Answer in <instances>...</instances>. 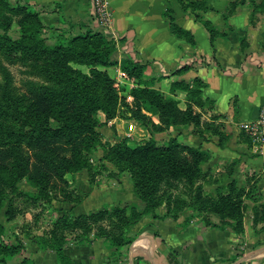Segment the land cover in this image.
<instances>
[{"label":"trees","instance_id":"16d2710c","mask_svg":"<svg viewBox=\"0 0 264 264\" xmlns=\"http://www.w3.org/2000/svg\"><path fill=\"white\" fill-rule=\"evenodd\" d=\"M176 1L204 25L211 42L226 35L204 19L203 13L212 9L206 0ZM242 4L238 0L230 2L228 13L233 14ZM252 5L250 20L256 26L255 15L261 3L253 0ZM42 12L31 10L22 0H16L15 5L0 0V54L11 64L23 62L29 75L21 81L25 87L21 91L11 71L0 62V210L4 209L7 221L15 222L38 210L34 223H24L21 234L41 250L55 253L58 264H74L66 246L92 244L97 239L107 243L112 256H121L122 249L134 241L133 227L143 218L178 219L186 207L202 216L205 227L230 226L237 234L244 233L246 199L253 190H259L258 178L247 176L243 185L233 178L223 185L234 174L238 159L227 162L224 172L215 173L205 168L211 159L209 150L183 143L178 136L163 144L155 138L158 132L183 127L191 128L189 133L202 139L216 136L220 147L227 146L230 134L224 123L217 121L221 116L204 118L206 109L215 107V101L204 98L206 83L202 78L171 83L172 93L186 92V107L182 108L175 96L153 86L146 77L145 63L130 56L119 61L115 42L103 32L91 28L76 32L75 25L50 26L42 21ZM164 14L175 36L196 44L194 34L175 21L171 8ZM13 30L16 37L11 34ZM213 58H195L174 73L219 65ZM76 65L90 70L85 72ZM111 66H120L122 77L138 84L130 90L127 100V96H120V82L106 69ZM121 107L125 117L135 119L151 133L149 139L136 146H131L126 138L115 143L103 141L100 128L115 131ZM99 112L104 113V121L97 117ZM153 116L158 117V122ZM241 135L251 145V138L244 132ZM99 148L102 155L96 163L92 159ZM84 169L88 170L90 184L99 173L118 176L129 172L142 206L127 202L78 215L64 212L42 230L38 222L55 202L78 205L89 196V192L73 184ZM24 181L30 185L29 190L21 187ZM206 185H217L214 193L207 192ZM166 186L189 187L191 197L186 200L172 194ZM259 197L252 207L253 223L264 232V193H259ZM162 207L166 209L163 214L159 211ZM193 215L185 219L183 228L191 224ZM36 230L40 232L36 234ZM7 232L0 223V263L15 255L28 261L23 238L15 234L14 240H8Z\"/></svg>","mask_w":264,"mask_h":264},{"label":"crops","instance_id":"0c3cea01","mask_svg":"<svg viewBox=\"0 0 264 264\" xmlns=\"http://www.w3.org/2000/svg\"><path fill=\"white\" fill-rule=\"evenodd\" d=\"M206 1L212 9L203 13L204 19L210 20L226 33L225 36L216 37L213 42L204 25L196 20L191 11H184L176 0H110L116 38L105 33L98 25L91 0H28V3L33 9L44 11L42 17L48 25L60 28L75 25L76 32L86 28L104 32L115 42V55L119 61L130 56L137 62L145 63L146 77L153 86L175 96L182 108L186 107V92L177 90L172 93L171 83L182 79L190 82L196 76L201 77L206 83L204 98L215 101V107L207 108L204 118L221 116L217 121L224 123L225 130L230 134L226 147L218 145L216 136L201 138V145L200 137L190 135V139H196L192 143H198L211 153L205 168L224 172L227 162L238 159L234 174L222 184L235 178L243 185L247 176L257 174L258 188L264 193V143L260 146L249 145L238 129L239 123L254 120L264 103V21L252 26L251 9L246 4L238 6L233 14H229L228 6L234 0ZM168 7L175 21L194 34L195 45L171 32L169 20L164 14ZM244 37L246 40H243ZM201 57H214L213 60L219 65H202L184 73H174L185 63ZM117 68L121 70L120 66ZM153 118L158 122L157 116ZM121 120L122 124L116 126L118 133L101 127L103 141L115 143L119 140V126L124 129L130 119ZM138 123L140 134L143 135L145 130ZM182 129L185 131V128ZM168 131L162 134L167 136ZM127 135L132 136L131 133ZM107 165L115 170L111 163ZM120 175L117 176L119 183ZM77 180L80 189L89 192V196L78 205L55 202L54 208L58 210L53 212L57 216L64 212L78 215L94 211L103 204L118 205L130 199L137 200L133 188L122 185L119 189V183L115 188L100 184L99 188L93 189L87 169L78 173ZM112 185H116V182ZM165 210L162 207L159 211L163 214ZM27 215L29 213L20 216L15 222H8L4 209L0 210V223L7 227V233L12 236L6 239L14 240V235L19 234L28 254V261L15 255L0 264H58L55 253L41 250L36 243L21 234L23 224L30 222L29 218L24 220ZM187 216L184 213L178 219L146 216L133 227L134 241L122 249L121 256H112V249L103 239H97L92 244L68 245L65 251L74 264H264V232L259 231L260 225L257 228L254 226L251 210L245 215V231L242 234H237L230 226L218 229L191 223L183 228ZM232 257L236 259L229 260Z\"/></svg>","mask_w":264,"mask_h":264},{"label":"rangeland","instance_id":"374dc122","mask_svg":"<svg viewBox=\"0 0 264 264\" xmlns=\"http://www.w3.org/2000/svg\"><path fill=\"white\" fill-rule=\"evenodd\" d=\"M238 1H243V4L242 5H245L249 8V9H252V1L253 0H238ZM262 0H255V2L258 4L261 3V6H260V9L257 11L256 15H255V23L258 24V23H262L264 21V0L261 2ZM9 2L11 3V5H15V2L16 0H9ZM23 4H28L30 6V3H28V0H26V2H22ZM240 6V5H239ZM31 10L33 11H36L38 10L37 8L36 9H33L31 6H30ZM43 13V12H42ZM42 13H41V19L44 23H46L42 17ZM48 25V24H47ZM50 26H53V25H50ZM56 27V26H55ZM77 28H75V31H76ZM1 31V30H0ZM104 33V32H103ZM11 34L16 37L17 36V33L13 30L11 32ZM0 62H2L6 67H8V69L11 71V73L13 74V78H14V81H15V84L19 87V89L21 91H24L25 90V87L21 86V81L26 78V77H29L28 73H26L28 67L21 61H18L17 63H14V64H11L10 62H8L4 57L3 55L0 54ZM192 62V61H191ZM76 67L78 68H81L82 70H84L85 72H89L90 70V67H87V66H81V65H76ZM118 66H111V67H107V71L109 72V74L116 78L119 82H120V90H119V93H120V96H127L126 97V100L129 95V92L132 88L136 87L138 84L136 83V81L134 79H124L122 77V71L119 70V68H117ZM146 74V73H145ZM0 76H1V72H0ZM123 108L121 107L120 111H119V114H118V117H116V125H121L122 123V120H126L128 119L127 117H125L123 114H124V111L122 110ZM129 115V114H128ZM97 117L101 120V121H104L105 120V115L104 113L102 112H99L97 114ZM130 120L126 123L125 125V128L122 129L121 126H119V140L122 139V138H126L129 140V144L131 146H136L137 144L139 143H142L144 142L145 140L149 139L150 136H151V133L143 126L142 128L145 130V133L142 135L140 134V131H139V128L137 126V121L133 118H129ZM139 124V123H138ZM241 123H239L238 125V129L240 130V133L244 132L245 131L242 129V127L240 126ZM141 125V124H140ZM183 127L181 128H173L171 130H167V136H165V134H162V132H158L155 134V138H157L158 142L160 144H163V143H166V141L169 140V138L172 136V135H177L178 136V139L183 142V143H187V144H191V145H198V143H192L193 141H195L196 139H190L191 138V134L190 133H187L185 134L184 132H190V129L191 128H185V131H183L182 129ZM101 129V128H100ZM115 133H118V129L117 127L115 128ZM128 133H131L132 136H128L127 134ZM246 134V133H245ZM169 135V137H168ZM248 135V134H246ZM243 137V136H242ZM118 140V141H119ZM201 140V145H202V139L200 138ZM252 140V138H251ZM251 144H254V142L252 141ZM199 145V146H201ZM102 152L100 150V148L97 150V152L95 153V157L94 159H92L93 162H96L97 163V159L101 156ZM112 166H114L112 164ZM116 170V169H115ZM215 173H217V171L214 170ZM121 177L119 178L120 179V183L118 182L117 180V176L114 175V176H110V174H108V172H104V173H99L95 179V181L91 184V187L94 189V188H99L100 187V184H108L109 186H111V188H115V186H117V184L119 183V185H121L120 187H118L119 189L122 188V185L123 186H127L129 189L133 188V182H132V178L130 176V173L129 172H124L120 175ZM257 174L255 175V178H256ZM77 177H78V174L76 175V178L75 180H73V184L78 188L80 189L79 185H78V180H77ZM221 177V176H220ZM127 178V179H125ZM222 178V177H221ZM69 179L71 180V176H69ZM116 182V185H112L113 182ZM23 184L25 185V187H23ZM21 187L26 190H29L30 185L27 183V182H22L21 183ZM166 188L167 190L169 189V191L172 193V194H175V195H180L181 197L185 198L186 200H189L191 196L190 195V191L191 189L189 187H185V186H178V187H169V186H166L164 187ZM215 185H206L204 187V189L207 191V192H212L214 193L215 191ZM24 189V190H25ZM259 189V188H258ZM82 190V189H81ZM133 191H134V188H133ZM258 191V192H257ZM253 190L252 194L249 195L250 197H248L246 199V204H247V208L248 210H251L252 211V207L255 205V200L256 199H260L259 197V193H263L261 192L260 190ZM250 194V192H249ZM136 195V194H135ZM137 198V196H136ZM138 203L140 206H142V203L138 200H127L126 202L124 203H121V204H118V205H124L125 203ZM117 204H113V205H108V204H103L102 206H100L98 209L96 210H99L100 208L102 207H112V206H115ZM54 210H58L56 208H54V205L52 207H49L48 210L45 212V215L40 219V221L38 222L39 226L42 227V230L43 229H47L51 226V222L57 217L56 213H54L53 211ZM94 210V211H96ZM38 210H35V211H31L29 213V215H27V217H25V221L27 220V218H29L30 220V223H34V213H36ZM187 214L188 216L191 215L192 213H194L195 215H193V219L191 221V223H196L198 225H200L201 227H205L204 225V221H202V216L198 215V213L194 212L191 208L189 207H186L180 214ZM180 216V215H179ZM187 216V217H188ZM185 217V218H187ZM213 219L215 221H217V217L213 215ZM22 222V221H21ZM40 231H37L36 230V234L39 233ZM9 237V238H12V236L7 233V236L6 238ZM107 245V243H106Z\"/></svg>","mask_w":264,"mask_h":264},{"label":"built area","instance_id":"2783aa9c","mask_svg":"<svg viewBox=\"0 0 264 264\" xmlns=\"http://www.w3.org/2000/svg\"><path fill=\"white\" fill-rule=\"evenodd\" d=\"M95 18L98 25L111 37H117V31L113 24V12L110 7V0H91ZM242 129L254 144L261 145L264 143V103L261 105L258 116L254 120L244 121L240 124ZM129 136V135H128Z\"/></svg>","mask_w":264,"mask_h":264}]
</instances>
